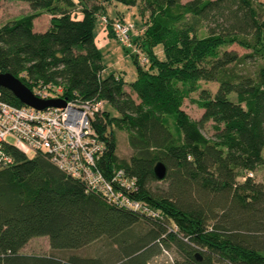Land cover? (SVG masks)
<instances>
[{
  "label": "trees",
  "instance_id": "16d2710c",
  "mask_svg": "<svg viewBox=\"0 0 264 264\" xmlns=\"http://www.w3.org/2000/svg\"><path fill=\"white\" fill-rule=\"evenodd\" d=\"M25 1L32 11L0 23V71L31 90L52 82L67 98L102 99L93 120L106 143L99 165L105 173L122 168L135 176V196L159 215L110 203L46 153L29 157L8 146L13 161L0 167V264H150L172 246L180 256L172 264H264V184L252 177L264 161V2ZM140 1V13L148 14L142 31L131 33L132 51L118 41L113 23L131 21L125 8ZM118 2L126 7L118 9ZM43 12L51 14L49 24L37 31L33 19ZM97 22L136 64L129 91L121 74L102 76ZM202 23L207 33H199ZM234 43L249 51L228 49ZM246 58L258 61L253 74L237 69ZM201 79L218 85L191 98L202 109L195 119L181 104ZM0 97L23 104L3 86ZM207 121L213 137L201 131ZM111 125L127 131L128 158L116 154ZM159 161L166 167L162 178L154 172ZM156 180L167 188L154 190ZM40 235L53 250L81 248L103 237L113 246L96 255L21 252Z\"/></svg>",
  "mask_w": 264,
  "mask_h": 264
},
{
  "label": "built area",
  "instance_id": "2783aa9c",
  "mask_svg": "<svg viewBox=\"0 0 264 264\" xmlns=\"http://www.w3.org/2000/svg\"><path fill=\"white\" fill-rule=\"evenodd\" d=\"M106 22V17L102 16ZM116 37L122 44L136 47L131 41L135 24L132 21L113 23ZM141 56V61H146ZM41 98H65L62 106L36 108L28 104H12L0 97V167L13 161L8 146L23 151L46 153L59 168L80 179L88 190L101 193L110 203L129 210L158 216L151 205L135 196L138 184L135 176L124 169L105 173L99 165L106 143L93 126V120L104 107L102 99L67 98L62 86L52 82L39 83L32 90ZM11 137L8 140L7 137Z\"/></svg>",
  "mask_w": 264,
  "mask_h": 264
},
{
  "label": "rangeland",
  "instance_id": "374dc122",
  "mask_svg": "<svg viewBox=\"0 0 264 264\" xmlns=\"http://www.w3.org/2000/svg\"><path fill=\"white\" fill-rule=\"evenodd\" d=\"M186 1V0H181ZM256 4L257 2L264 0H253ZM142 3L141 1L138 3L137 7L135 8H125V15L126 17H130L129 19L135 23L134 32L142 31L144 20L147 18L148 12L145 11L143 14L140 13V7ZM126 5L118 2V9H123ZM264 8V5H263ZM113 6H108V12L113 15ZM32 11L29 3L25 0L13 1V0H0V23H3L7 20L12 18L18 17L26 12ZM45 12L41 13L42 15L36 18V27L40 28L41 23L45 22L44 16L46 17ZM43 20V21H42ZM45 26V25H43ZM42 26V27H43ZM205 23H202L201 27L199 28V33H207ZM103 30L101 25L97 22L95 27V35H96V43L99 45L101 53H102V63L104 65V69L102 71V76H107L109 73L114 74H121L124 80L127 82L125 85L126 90H130L128 87V83L133 81L136 77V64L133 62L132 58L125 55V51L122 45L116 41L113 37L109 41L105 42L106 44H102L101 38L97 37V33ZM228 49H234L239 54H243L248 52L249 49L243 48L238 44H232L228 46ZM156 50L159 53L160 57H163V52L161 46H157ZM246 62L244 64H240L237 66V69L240 71H248L252 73L257 68L258 64L255 59L246 58ZM218 83L213 80H199L198 87L195 90L189 91L187 95H184L182 99L181 107L192 117L198 119L202 113V109L198 107L195 103L191 101L192 97H197L199 95V91L201 88L208 89L211 93L215 92ZM132 96L136 98V94L132 92ZM136 100H138L136 98ZM107 109L110 110L113 116H117V111L109 106L106 105ZM112 127L114 130L116 139H117V146H116V154L120 158H128L132 152L131 147L128 144L127 139V131L122 128H118L115 125H111L108 127V130ZM201 131L204 135L208 137H213L215 130L212 127L211 121H207L202 127ZM8 140H11V137H7ZM27 156L32 157L35 155L33 150H28L26 152ZM264 156V155H263ZM253 174L252 177L256 181H260L264 184V161L259 165L256 169L252 170ZM168 183L163 180H156L152 182L151 187L155 190L156 186L159 188H167ZM138 228V227H137ZM113 246L111 240L108 238H101L99 240L93 241L92 243L83 246L81 248L72 249V250H53L49 246V240L46 235L36 236L31 238L21 249V252L24 253H35V254H49L55 253L57 255H68L70 253H79L81 255H96L99 253L106 252L108 248ZM180 256L177 251L174 250V247L167 248L166 250L162 251L160 254L153 256L150 260V264H172L176 259H179Z\"/></svg>",
  "mask_w": 264,
  "mask_h": 264
},
{
  "label": "water",
  "instance_id": "95a60500",
  "mask_svg": "<svg viewBox=\"0 0 264 264\" xmlns=\"http://www.w3.org/2000/svg\"><path fill=\"white\" fill-rule=\"evenodd\" d=\"M0 86L11 90L21 102L36 108H44L48 105L62 106L65 104V98L62 97L41 98L37 96L30 87L9 71H0ZM154 172L158 178L164 177L166 173L165 165L161 161L157 162L154 166Z\"/></svg>",
  "mask_w": 264,
  "mask_h": 264
},
{
  "label": "crops",
  "instance_id": "0c3cea01",
  "mask_svg": "<svg viewBox=\"0 0 264 264\" xmlns=\"http://www.w3.org/2000/svg\"><path fill=\"white\" fill-rule=\"evenodd\" d=\"M13 1H19V0H13ZM44 14H46V17L44 16L45 22H44V23H41L40 28H37V27H36V18H37L38 16L42 15V14L36 16V17L33 19L34 29L37 30V31H43V30H45V29L47 28L48 24H49V18H50V16H51V14L46 13V12H45ZM125 18L127 19L126 16H125ZM42 21H43V20H42ZM43 25H45V26H43ZM42 26H43V27H42ZM97 37L101 38V40H102V44H106V43H105L106 41H107V42L109 41V43H110V40H111V38H112V37H110L108 34H106L105 30H100V31L97 33ZM114 39H115V38H114ZM95 42H96V35H95ZM96 44H97V43H96ZM97 46L99 47V45H97Z\"/></svg>",
  "mask_w": 264,
  "mask_h": 264
}]
</instances>
